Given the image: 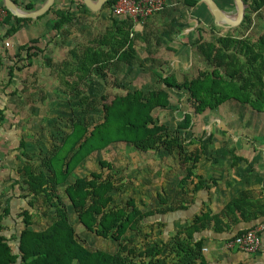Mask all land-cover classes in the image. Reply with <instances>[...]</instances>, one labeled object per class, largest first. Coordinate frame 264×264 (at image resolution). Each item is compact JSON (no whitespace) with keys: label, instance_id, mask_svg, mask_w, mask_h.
Listing matches in <instances>:
<instances>
[{"label":"trees","instance_id":"16d2710c","mask_svg":"<svg viewBox=\"0 0 264 264\" xmlns=\"http://www.w3.org/2000/svg\"><path fill=\"white\" fill-rule=\"evenodd\" d=\"M14 1L21 9H35L31 2L23 4L19 0ZM116 1L109 0L103 7L111 10ZM181 1L185 6L194 9L207 7L203 2L198 4V0ZM244 2L248 8L239 26L249 24L250 14L264 8V0ZM0 4L5 8L2 0ZM70 6H74V11H69V8L54 9L52 6L37 18L53 11L55 19L51 23V29L57 34L65 24L73 21L75 11L81 8L91 11L82 0H70ZM6 11V17L0 21L8 24L3 38L13 35L32 21L31 18L17 17L9 10ZM112 16L115 18L112 17L111 28L103 36H95L80 49L72 47L68 52L69 58L51 66L50 73L66 91L76 93L79 84L94 72L103 75L101 71L110 63L116 61L132 64L135 55L130 34L134 30V23L130 19H122L113 14ZM39 43L36 38L20 44L16 47L14 55L7 58L8 82L16 70L21 71L31 65L33 58L43 53ZM195 45L197 54L207 66L206 69L199 70L195 76L183 82L168 74L160 78L162 87L147 91H127L123 95L113 96L111 100L103 97L102 120L94 123L91 128L86 124L73 122L71 131L63 137L62 143L56 146L55 151L41 166L32 165L26 160L16 170L17 177L9 173V178L15 177L10 184L11 196L18 199L22 211L19 214L21 220H16V227L11 229L15 233L12 245L3 232V225L5 217L12 218L11 211L15 202L6 208H0V264H206L203 238L197 234L204 230L230 234L235 226H238L236 232L226 237L231 239L264 221V198H255L250 190H241L218 212L200 210L192 214L183 227L176 228L168 241L164 237H157L154 244L146 245L135 260V250L126 245V241L133 242L126 236L127 231L138 233L145 221L154 218L163 226V217L166 214L187 209L194 203L192 195L195 192H209L212 185H216L214 178H210L211 183L208 184L201 176L195 174L203 151L201 144L200 149L192 153H179L182 156L180 164L186 173L179 178L176 186L180 190L179 195L187 199L175 198L166 202L162 198L161 205L165 206L159 208L142 211L132 198L119 205L112 191L120 187L117 188L109 177H103L98 172L93 173L91 177H79L73 181L69 179L77 165L88 154L112 142L129 143L138 152L162 147L169 152L174 150L173 148L185 150L181 144L185 141L181 139L179 143L171 136L168 127L153 115L155 110H165L170 105V96L166 90L168 88L187 93L195 114L215 110L227 100L238 101L256 112L264 113V31L255 40L249 36L238 37L229 34L208 40L199 34ZM1 57L4 56L0 54V65ZM23 60L28 61L26 66H18L19 61ZM16 92L18 93V89L10 93ZM3 115V109H0V121ZM190 122L188 116L179 127L187 130ZM195 140L194 137L190 138L188 143L192 144ZM23 144L22 141L19 142L20 149ZM236 159L240 158L232 155V166ZM188 183L193 185L191 194L186 190ZM60 185L64 186L67 204L58 193ZM16 187L22 191L21 194H16ZM69 206L87 231L98 237H111L120 241L121 251L112 253L104 249H91L80 242L68 220ZM33 209L46 218L45 226L41 229L32 228ZM162 232L165 235V228Z\"/></svg>","mask_w":264,"mask_h":264},{"label":"rangeland","instance_id":"374dc122","mask_svg":"<svg viewBox=\"0 0 264 264\" xmlns=\"http://www.w3.org/2000/svg\"><path fill=\"white\" fill-rule=\"evenodd\" d=\"M171 1L173 6L153 14L142 24H134V30L130 34L135 55L132 64L116 61L110 63L101 71L103 75L94 72L79 84L76 93H70L58 84L59 81L50 73L51 66L69 58L68 52L72 47L80 49L95 36H103L111 28L113 16L110 8H104L102 5L99 10L93 12L81 8L79 12L73 13V21L65 24L57 34L46 26H41V29L29 28L19 33L23 43L27 35H36L33 38L41 39L39 46L44 51L33 58L29 66H26L27 60L19 61L18 66L26 67L21 71L16 70L10 82L7 75L9 60H3L0 65V109H3L4 114L0 121V208H6L15 202L11 211L14 222L7 216L3 225V232L10 244L13 245L15 241V233L11 229L16 227V220H21L19 214L22 208L18 199L11 196L10 184L15 177L9 178V173L17 177L16 170L26 160L32 165L41 166L55 151L56 146L62 143L63 137L71 131L73 122L86 124L91 128L94 123L102 120L103 97L111 100L113 96L123 95L127 91H147L162 87L160 78L168 74L183 82L195 76L199 70L206 69L207 66L196 51L195 42L199 34L208 40L228 34L249 36L255 40L264 31V8L250 14L249 24L228 27L215 23L207 7L194 9L185 6L181 0ZM64 2L68 4L62 9L69 8L70 11L73 8L70 6V0ZM215 2L226 14L235 15L233 0ZM247 8L246 4L245 12ZM50 14L47 15L48 19L55 17L54 12ZM2 18L0 15V21ZM47 18L44 16L42 20ZM1 24L5 30L8 28V24ZM1 45L0 54L4 58L13 56L16 52V48H12L9 54L6 50L8 47L4 43ZM15 89H18V93L11 94ZM166 90L170 96V105L165 110H155L153 115L168 127L171 136L179 143L181 139L185 141L181 143L185 150L173 148L174 150L169 152L162 147L138 152L129 143L112 142L88 154L77 165L69 179L73 181L79 177H91L93 173L98 172L103 177H109L117 188L120 187L116 191L111 190L112 194H115L116 203L122 205L132 198L136 206L146 211L165 206L161 205L162 198L166 202L175 198L187 199L179 195L180 190L176 186L179 178L186 173L180 159L185 153L199 150L200 144L203 151L195 174L201 176L208 184L211 183L210 177L219 180V176L222 177L227 171L233 172L240 182L242 173L248 171V158L255 152L257 153L254 155L253 164L257 160L264 161L263 112H256L238 101L227 100L215 110L195 114L187 93L169 88ZM188 116L190 127L183 130L179 124ZM193 137L195 142L189 144V139ZM20 141L24 143L21 149ZM252 150L255 151L251 152ZM243 152L244 155H241ZM232 155L240 158L236 159L233 166ZM256 184L259 187L255 190L262 194L264 177L258 178ZM256 184L254 182V185ZM192 187V183H188L186 190L189 194ZM16 188V194H21L22 191ZM58 193L67 204L63 185L59 186ZM195 195L201 198L200 191L192 196L195 198ZM69 208L68 220L80 242L91 249H104L112 253L121 251L120 241L111 237H98L87 231L73 209L70 206ZM31 215L32 228L41 229L45 226L46 218L43 215L34 209L31 210ZM158 222L155 218L147 220L141 225L138 233L127 231L126 236L133 242L126 241V245L135 250V260L146 245H153L157 237H164L168 241L177 228L176 225L170 227L166 223L160 226ZM177 225L179 227L178 223ZM164 228L165 235L162 232Z\"/></svg>","mask_w":264,"mask_h":264},{"label":"crops","instance_id":"0c3cea01","mask_svg":"<svg viewBox=\"0 0 264 264\" xmlns=\"http://www.w3.org/2000/svg\"><path fill=\"white\" fill-rule=\"evenodd\" d=\"M19 2L23 4L27 2H31L34 4L35 9H36L40 7L45 2V0H19ZM67 4L64 2V0H61V1L54 0V3L52 6L54 9L55 8L61 9L64 5H67ZM71 11H74V6L71 9ZM79 11L80 9H78L76 12H79ZM51 12L53 13V11H50L44 16H46L47 18L48 17L47 15L49 14L50 16ZM44 16H42L41 18H31L33 22L30 21L29 26H27L28 24L22 26L13 35L6 37V38L2 37L5 31V27L4 25L0 24V38H2L0 39V53H2L1 44L3 43L6 47H8L7 51L9 52H11L12 48H16L18 45L23 44L21 37H19V33H21L22 31L24 32L28 30L29 28L30 29L31 28L41 29V26H44V27L46 26V28L51 29L50 28L51 23L53 22L52 20H54L55 17L53 16V18L51 19L47 18L45 20H42ZM35 36L31 34L27 35L26 41L28 42L31 39H36V38H33ZM18 38L20 39V41ZM40 40L41 39H39V42ZM6 59L7 58L1 57L2 61ZM240 154L244 155V152L243 154L242 153ZM254 155L255 154H253L252 156H250V158H248V160L250 161L249 163L250 167L247 166L248 171H244L242 173V179L240 182H239V178L235 176L233 172L227 171L224 175H222V177L219 176V180L215 179L216 185H212L213 187L210 189L209 192H201L199 190L201 198H198L199 196L195 195L194 203L193 204L191 203V205H189L190 207H188L185 210H177V211L166 214L163 217L164 223H166V225H171V226L176 225L177 228L179 229L186 224V220H190V216L192 214H196L200 210H206L210 212L220 211L223 208V206L241 190H250L252 196H254L255 198L259 196L264 198V192H262V194H259L258 192L259 190L258 191L255 190L256 188L259 187L258 184H256L257 179L258 178L262 179V177H264V161L263 159L257 160V161H254L255 164H253V159L255 157ZM210 178H213V177H210ZM254 182L256 185H254ZM177 223L179 224V227ZM259 225L263 226V229L260 233L262 247H261V250L255 254H247L239 250H230V249L225 248L224 242L227 240L226 237L236 232L238 226H235L233 232H231L230 234H226L225 232L216 233L213 230H204L200 234H197L198 236H201L203 238L202 246L204 250L203 254L206 259V264H264V221H262V223Z\"/></svg>","mask_w":264,"mask_h":264},{"label":"built area","instance_id":"2783aa9c","mask_svg":"<svg viewBox=\"0 0 264 264\" xmlns=\"http://www.w3.org/2000/svg\"><path fill=\"white\" fill-rule=\"evenodd\" d=\"M174 3L169 0H117L111 8V12L116 17L130 19L134 24H142L144 20L155 13L161 12ZM1 21L6 17V8L0 4ZM262 225L246 230L241 235L227 239L224 246L230 250H239L247 254H255L261 248Z\"/></svg>","mask_w":264,"mask_h":264},{"label":"water","instance_id":"95a60500","mask_svg":"<svg viewBox=\"0 0 264 264\" xmlns=\"http://www.w3.org/2000/svg\"><path fill=\"white\" fill-rule=\"evenodd\" d=\"M87 8L91 11L99 10L104 3L109 0H82ZM235 5V15L230 16L226 14L215 2V0H198L207 6L215 23L228 27H235L239 25L245 15L246 4L244 0H233ZM5 8L9 10L14 16L22 18H37L46 13L53 5L54 0H45V2L34 10H24L18 7L14 0H2Z\"/></svg>","mask_w":264,"mask_h":264}]
</instances>
